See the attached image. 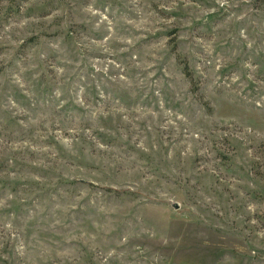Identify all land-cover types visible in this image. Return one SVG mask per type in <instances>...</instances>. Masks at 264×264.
Instances as JSON below:
<instances>
[{"label": "rangeland", "instance_id": "1", "mask_svg": "<svg viewBox=\"0 0 264 264\" xmlns=\"http://www.w3.org/2000/svg\"><path fill=\"white\" fill-rule=\"evenodd\" d=\"M0 264H264V1L0 0Z\"/></svg>", "mask_w": 264, "mask_h": 264}, {"label": "water", "instance_id": "2", "mask_svg": "<svg viewBox=\"0 0 264 264\" xmlns=\"http://www.w3.org/2000/svg\"><path fill=\"white\" fill-rule=\"evenodd\" d=\"M173 206H174V207H176V206H177V204H176L175 202H173Z\"/></svg>", "mask_w": 264, "mask_h": 264}, {"label": "trees", "instance_id": "3", "mask_svg": "<svg viewBox=\"0 0 264 264\" xmlns=\"http://www.w3.org/2000/svg\"><path fill=\"white\" fill-rule=\"evenodd\" d=\"M262 1H264V0H262Z\"/></svg>", "mask_w": 264, "mask_h": 264}]
</instances>
